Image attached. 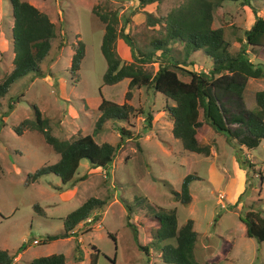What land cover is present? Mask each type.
I'll return each mask as SVG.
<instances>
[{
  "label": "rangeland",
  "instance_id": "1",
  "mask_svg": "<svg viewBox=\"0 0 264 264\" xmlns=\"http://www.w3.org/2000/svg\"><path fill=\"white\" fill-rule=\"evenodd\" d=\"M27 1L49 16L55 36L51 39V52L40 64L46 74L23 76L0 97V249L15 255L11 264H29L33 257L50 253H63L66 264H91L93 245L98 249L95 264H175L161 259L158 245L150 247L149 255L140 249L126 224L125 206L131 207V222L147 225L145 241L152 239L155 228L148 216L157 213L159 207L166 210L176 207L178 224L188 218L194 220L197 233L194 256L198 261L264 264V240L247 236L241 220L250 209L264 217V140L249 152L239 150L223 133L205 124L200 115L201 142L209 145L211 151L208 155L186 151L173 136L172 121L165 109L166 103L173 101L166 100L160 92L134 88L129 103L135 112L129 119L108 120L93 134L96 143L112 145L120 143L117 127L123 126L132 135L122 141L107 167L92 168L88 160H81L75 177L85 178L73 187L62 186L60 178L51 172L25 182L28 173L59 158L37 129L24 128L20 134L14 130L22 120L34 117V104L42 117L48 119L54 135L71 139L93 133L101 95L117 103L124 101L127 78L114 84L102 82L107 66L100 48L104 23L96 11H116L121 16L118 28L128 15L130 20L124 31H129L140 45H146L159 35L163 25L149 24L148 14L165 16L185 0H159L143 8H136L133 0ZM253 3L264 16V1ZM213 19L215 25L223 27L231 43L230 50H239L244 30L253 21L249 6L223 1L213 11ZM12 24L10 1L0 0V81L13 67ZM79 39L85 44V54L79 68L80 78L73 81L69 64ZM116 51L123 62L131 61L129 47L120 37L116 39ZM249 57L264 63V55L250 53ZM190 59L194 64L186 68L199 71L210 66L202 51L193 52ZM144 66L153 73L157 63L147 62ZM179 76L188 80L187 75ZM246 84L249 90L264 89V78L249 77ZM243 99L255 110L252 91L246 92ZM139 109L142 114L137 112ZM147 112L152 114L150 126L145 119ZM245 159L254 165L243 163ZM188 173H195L198 178L189 184L191 201L182 204L173 198L166 183L178 191ZM90 197L106 202L78 223L76 233L70 237L43 242L47 234L60 232L62 218ZM34 204L44 214H38ZM22 244L25 246L19 250Z\"/></svg>",
  "mask_w": 264,
  "mask_h": 264
},
{
  "label": "trees",
  "instance_id": "2",
  "mask_svg": "<svg viewBox=\"0 0 264 264\" xmlns=\"http://www.w3.org/2000/svg\"><path fill=\"white\" fill-rule=\"evenodd\" d=\"M12 8L13 24L11 27L13 44L12 70L0 81V97L4 96L10 86L19 78L30 75L44 76L46 73L41 62L51 52V39L55 36L54 23L49 16L27 0H9ZM136 8H143L159 0H133ZM226 0H185L178 8L170 10L165 16L152 17L148 14L149 24L163 23L158 36H154L146 45H140L135 37L124 31L130 18L127 15L120 28L116 11H96L99 19L104 23L101 39V52L106 60V69L102 76L104 84H114L128 78L124 101L117 103L104 98L98 105L100 114L95 122L92 134L78 135L71 139H64L54 135L49 121L42 117L37 106L33 105V118L24 119L14 126L17 133L24 128L37 129L47 143L59 154V158L52 164L37 168L28 173L25 182L38 179L44 173L57 175L62 186H75V182L85 177H75L81 160H88L92 168H105L114 159L115 152L122 141L131 138L129 131L123 126L117 127L120 132V143L112 145L109 142L96 143L93 134L99 131L108 120L117 122L127 120L135 112V107L129 103L134 88L144 87L165 95L166 110L172 121L171 132L179 140L184 150L208 155L210 146L203 144L198 128L204 123L218 133H223L225 139L239 150H248L259 146L264 140V89L257 90L254 95L255 110L248 108L243 99V90L249 77H264V63L254 62L249 54L264 55V16L254 5V1L264 0H232L248 5L253 15L249 28L244 30V41L239 50H230V41L224 35V29L215 25L213 11ZM120 37L130 50L131 61L123 62L116 51V39ZM250 48L251 51H247ZM159 53H156V52ZM202 51L209 68L197 71L185 66H192L190 59L193 52ZM85 54V44L78 40L74 45L69 73L73 81L80 78L79 68ZM155 61L157 68L151 72L145 68L147 62ZM187 75L183 80L179 75ZM49 75H52L49 73ZM143 113L142 109L137 111ZM201 113V114H200ZM147 126L151 125L152 114L147 112ZM136 137V136H135ZM140 148L139 141L136 142ZM253 166L247 159L243 163ZM261 176V174H260ZM198 178L194 173L186 174L177 191L169 190L173 198L182 204L191 201L190 182ZM263 178V177H262ZM106 200L96 197L86 199L80 206L70 211L62 218L63 229L54 234H47L43 242H51L59 238H67L76 233V226L86 220L93 209L102 207ZM125 206V205H124ZM128 210L126 224L131 227L137 245L150 254V247L160 249V257L165 262L175 264H211L209 260L198 261L194 256V244L197 233L193 228L194 220L186 219L178 224L176 207L166 210L158 208V212L148 216V221L155 226L152 239L145 241L146 229L142 223L131 222V207ZM38 214H44L38 204H34ZM242 222L245 234L257 241L264 240V217L260 212L248 210ZM111 237H115L110 233ZM151 237V236H150ZM173 241V242H170ZM25 244L19 247L23 249ZM77 246H79L77 244ZM90 254L91 264H95L98 249ZM15 255L7 249H0V264H11ZM29 264H66L63 253H50L33 257Z\"/></svg>",
  "mask_w": 264,
  "mask_h": 264
},
{
  "label": "crops",
  "instance_id": "3",
  "mask_svg": "<svg viewBox=\"0 0 264 264\" xmlns=\"http://www.w3.org/2000/svg\"><path fill=\"white\" fill-rule=\"evenodd\" d=\"M254 62H260V61H258V59H254ZM258 78H261V79H263L264 77H258ZM128 79V78H127ZM129 80V79H128ZM127 80V81H128ZM248 81V80H247ZM128 83V82H127ZM263 89V88H262ZM257 90H259V89H254L253 88V90H249V88H247V84H246V86H245V88H244V91H243V96H245V93L247 92L248 94H249V91H252V95H253V104H252V107H254L255 106V101H254V95H255V92L257 91ZM244 99H245V97H244ZM246 106H247V104H246ZM248 108H249V106H247ZM252 109V108H251ZM206 124V123H205ZM215 133V132H214ZM242 148V150H244L245 152H249V150L248 149H246L245 147H241ZM211 151V150H210Z\"/></svg>",
  "mask_w": 264,
  "mask_h": 264
}]
</instances>
